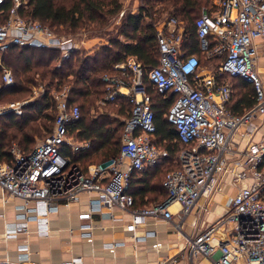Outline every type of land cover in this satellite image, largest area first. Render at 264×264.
I'll use <instances>...</instances> for the list:
<instances>
[{"label": "built area", "instance_id": "obj_1", "mask_svg": "<svg viewBox=\"0 0 264 264\" xmlns=\"http://www.w3.org/2000/svg\"><path fill=\"white\" fill-rule=\"evenodd\" d=\"M7 1L11 6L0 24V54L18 45L59 49L61 59H67L79 49L75 38L56 33L39 20L24 18L19 8L26 0H0V6ZM144 8L143 0H134L131 13L138 15ZM124 12L122 9L120 16ZM153 25L158 64L147 69L130 55L101 76L105 94L95 109L119 98H126L131 105L118 154L85 168L71 163L63 148L79 153L89 149L91 142L78 140L70 132V125L83 119L79 105L70 101L71 87L51 91L56 109L52 132L27 153L13 143L12 162L0 161V187L22 200L24 208L4 234L11 238L27 231L31 219L37 220L39 234H47L48 214L77 201L85 192L94 198L79 218H91L106 208L107 217L114 219L112 210L117 209L130 215L126 228L132 231L150 218L171 223L184 237L193 259L202 256L210 264H264V169L259 168L264 158V0H218L213 10L196 18L200 52L209 62L219 59L215 66L202 67L196 54L183 52L185 28L175 16ZM0 65L4 85H11V69L1 58ZM223 76L240 77L254 87L255 102L243 113L228 110L232 84ZM148 85L160 94H176L165 117L186 146L179 151V167L168 171L162 180L166 198L151 206L134 207L129 193L132 174L168 157L154 141L156 125ZM45 93V85L39 83L30 97L0 106V115H20L24 105ZM226 176L238 185L229 208L194 235L184 233L182 227L189 215L208 210L209 201L202 204L201 197L219 191ZM173 204L179 209L173 211ZM191 225L197 227L196 219ZM93 229L91 222L81 224V237L91 240ZM152 234L148 230L143 236ZM122 244H109L108 250ZM75 263L73 259L60 264Z\"/></svg>", "mask_w": 264, "mask_h": 264}, {"label": "trees", "instance_id": "obj_2", "mask_svg": "<svg viewBox=\"0 0 264 264\" xmlns=\"http://www.w3.org/2000/svg\"><path fill=\"white\" fill-rule=\"evenodd\" d=\"M143 1L145 8L140 14L124 12L120 31L124 39L110 38L107 45L98 48L92 54L75 49L69 58L61 59L59 49L18 45H11L0 54L1 63L11 69L14 77L11 85H4L0 65V103L4 99L30 97L32 88L39 83L46 87L44 95L23 106L22 114L6 112L0 115V161L12 162L10 153L12 141L17 140L20 148L27 153L33 148L35 134H41L40 127L45 134L52 132L56 109L50 92L60 90L65 85L71 87L70 101L79 105L83 115L81 121L70 125V132L78 140L90 141L91 147L79 153H72L70 148L64 147L63 154L71 163L80 164L82 168L90 163L106 162L115 157L119 152L124 121L114 118L109 110L114 109L115 114L123 118L128 115L127 111L131 109V105L126 98H119L105 105V112L91 117L90 111L97 107V102L105 94L101 76L115 63L123 61L130 55L135 56L147 69L158 64L153 22L160 19L163 14L166 19L175 16L184 26L183 52L196 54L202 66V59L205 56L200 52L195 27V20L201 14L192 18V14L200 8V0ZM155 4L159 6L155 8ZM10 6L11 1L0 6L3 10L0 14V24L6 19ZM121 9V0H26L19 8V13L24 18L41 21L56 33L66 34L91 26V29H99L107 23L109 17L118 14ZM210 61H213L215 66L219 59ZM222 78L234 81L240 87L235 91L231 82L232 98L227 104L229 111L241 114L254 104L255 90L252 84L240 77ZM148 86L156 125L154 141L168 152V157L162 163L151 166L141 173L132 174L129 193L133 196L134 207H145L166 198L167 192L162 186V180L168 171L179 167L178 154L186 146L178 137L175 126L165 117L176 94L172 92L160 94ZM39 117L41 123H37ZM259 168L264 169V158ZM158 176H161L160 180Z\"/></svg>", "mask_w": 264, "mask_h": 264}, {"label": "crops", "instance_id": "obj_3", "mask_svg": "<svg viewBox=\"0 0 264 264\" xmlns=\"http://www.w3.org/2000/svg\"><path fill=\"white\" fill-rule=\"evenodd\" d=\"M213 2L216 4L218 0ZM112 115L123 121L127 117ZM236 189L238 185L229 176L224 177L219 191L201 197L200 203L209 201L208 210H200L197 216L189 215L182 227L184 233L194 235L222 215L229 208ZM90 198H94V194L81 193L77 201L68 206L60 205L57 211L49 213L47 234H39L37 220L31 219L27 231L21 230L16 237L6 238L7 227L14 226L24 208L22 200L0 187V264H60L73 259L75 264H210L202 256L194 259L189 256L186 241L171 223L150 218L147 224L132 231L126 228L131 218L128 213L114 209L112 219L107 217L106 208L100 213L94 212L91 218H79V213L87 211ZM171 209L176 211L179 205L173 204ZM195 219L197 227H192ZM173 220H177L176 216ZM85 222L93 224L91 240L81 237L80 225ZM148 230L153 234L143 236ZM176 233L179 240L175 239ZM141 236L144 239H140ZM117 241L123 244L108 250V245Z\"/></svg>", "mask_w": 264, "mask_h": 264}, {"label": "rangeland", "instance_id": "obj_4", "mask_svg": "<svg viewBox=\"0 0 264 264\" xmlns=\"http://www.w3.org/2000/svg\"><path fill=\"white\" fill-rule=\"evenodd\" d=\"M121 1H122V9H125V12H132L133 7H134V0H121ZM158 6H159L158 4L154 5L155 8H157ZM214 6H215V4H214L213 0H200V8H199V10H196L192 14V18L198 16L199 14H202L203 11L213 10ZM154 17H156V16H154ZM165 19H166V16H165V14H163V15H161L160 19H158L157 21H154L153 23H158L159 25H161L162 21ZM121 24H122V16H120V12H119L118 14H115V15L109 17L107 23L102 25V27L99 29H91V27H92L91 26L90 28H87L85 30H77L76 32H70V33H66V34L61 33V35L71 36V37L75 38L77 41L78 47L81 51H83L86 54H92L98 48H100L104 45H107L109 43L110 38L118 37V38L124 39V36L120 34V31L122 30ZM204 59H202V67L203 66L210 67L214 63L213 61L209 62L206 59L205 60ZM231 82L233 83V87L235 88V91H238L240 89V87L234 81H231ZM26 98H28V97H24L23 99H26ZM23 99H20V98H15V99H10V100L4 99V100H1L0 106L5 105L11 101L23 100ZM102 112H105L104 107L101 108V110L93 108L90 111L89 115H91V117H96V116H98L99 113H102ZM109 112L115 113V110L110 109ZM82 117H83V115H82ZM40 119L41 118L39 117V120H37V123L42 122V121L40 122ZM43 123H48V122L43 121ZM40 131H41L40 135L35 134L36 137L34 140L35 142L33 144V147L36 143L43 140L46 137V135H48V134H45V132L43 131V129H41V127H40ZM13 143H15L19 148L21 147L18 144L17 140L12 141L11 145ZM158 179L160 180L161 176H158ZM152 204H154V203H150L147 206H151ZM203 226H204V224H202L201 228ZM175 237H176L175 238L176 240H179V235L177 233L175 234ZM183 240H184V237H183ZM185 250H187V246L185 247Z\"/></svg>", "mask_w": 264, "mask_h": 264}]
</instances>
